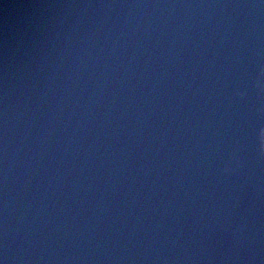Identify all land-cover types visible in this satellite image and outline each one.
<instances>
[{
  "label": "water",
  "instance_id": "1",
  "mask_svg": "<svg viewBox=\"0 0 264 264\" xmlns=\"http://www.w3.org/2000/svg\"><path fill=\"white\" fill-rule=\"evenodd\" d=\"M264 0H0L2 264H264Z\"/></svg>",
  "mask_w": 264,
  "mask_h": 264
},
{
  "label": "clouds",
  "instance_id": "2",
  "mask_svg": "<svg viewBox=\"0 0 264 264\" xmlns=\"http://www.w3.org/2000/svg\"><path fill=\"white\" fill-rule=\"evenodd\" d=\"M262 136H264V129H262Z\"/></svg>",
  "mask_w": 264,
  "mask_h": 264
},
{
  "label": "snow or ice",
  "instance_id": "3",
  "mask_svg": "<svg viewBox=\"0 0 264 264\" xmlns=\"http://www.w3.org/2000/svg\"><path fill=\"white\" fill-rule=\"evenodd\" d=\"M0 264H2V262H0Z\"/></svg>",
  "mask_w": 264,
  "mask_h": 264
}]
</instances>
